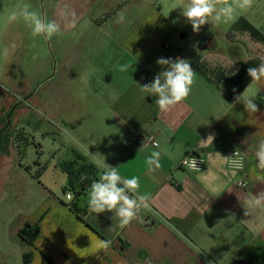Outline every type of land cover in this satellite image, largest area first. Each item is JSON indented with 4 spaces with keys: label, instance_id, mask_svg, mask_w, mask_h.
Segmentation results:
<instances>
[{
    "label": "crops",
    "instance_id": "crops-1",
    "mask_svg": "<svg viewBox=\"0 0 264 264\" xmlns=\"http://www.w3.org/2000/svg\"><path fill=\"white\" fill-rule=\"evenodd\" d=\"M183 3L108 0L89 3L80 18L64 1L63 31L72 44L67 55L74 58V41L91 34L96 49L82 53L110 63L91 77L98 90L91 104L99 110L86 120L91 148L72 155L91 164L96 178L93 156H103L126 178L138 176L151 210L142 209L121 228L114 213L88 211V190L77 198L62 197L66 174L59 184L45 181L47 166L43 171L40 166L37 190L23 196L25 208L9 228L16 260L3 253L2 264H264V205L244 206L264 194V168L255 155L264 141V78L252 82L248 75L250 67L264 63V0H254L250 9L237 8L234 19L205 24L198 33L182 15ZM131 9L138 16H127ZM119 12L123 23L117 22ZM108 25L118 33L108 35ZM162 57L186 59L196 73L187 99L167 111L158 108L156 96L140 92L164 70L156 63ZM122 65L131 67L120 71ZM88 82L83 77L85 88ZM246 89L257 112L236 102ZM149 135L154 141L146 144ZM209 135L213 141L204 142ZM227 148L242 152L243 174L226 166ZM153 151L161 153V166L149 171L146 158ZM190 153L204 156L201 171L178 167ZM240 178L246 182L243 189L237 186ZM26 226L36 231L32 243L18 235Z\"/></svg>",
    "mask_w": 264,
    "mask_h": 264
},
{
    "label": "rangeland",
    "instance_id": "rangeland-1",
    "mask_svg": "<svg viewBox=\"0 0 264 264\" xmlns=\"http://www.w3.org/2000/svg\"><path fill=\"white\" fill-rule=\"evenodd\" d=\"M64 1L0 0V264L3 253L16 260L15 239L9 237V228L25 208L23 196L38 188L34 181L38 169L47 166L44 180L59 184L65 177L59 163L71 158L72 151L82 152L89 146L91 132L86 120L99 112L97 105L91 104L98 91L91 77L99 66L110 63L82 53L96 49L91 34L74 41V58L67 55L72 44L63 31ZM66 1L68 12L81 18L89 3L108 0H86L84 7L83 0ZM24 3H30L46 19L55 20L60 32L51 40L34 37L23 19L12 20V14ZM138 13L131 9L127 16ZM104 31L111 36L118 33L109 25ZM5 48L7 56L3 55ZM72 60L75 67L71 69ZM83 77L89 81L88 88L81 83ZM66 187L60 186V195L74 196Z\"/></svg>",
    "mask_w": 264,
    "mask_h": 264
},
{
    "label": "clouds",
    "instance_id": "clouds-1",
    "mask_svg": "<svg viewBox=\"0 0 264 264\" xmlns=\"http://www.w3.org/2000/svg\"><path fill=\"white\" fill-rule=\"evenodd\" d=\"M254 0H184L181 6L182 15L191 24L193 32H199L205 24H215L220 21H227L235 18L237 8L250 9ZM23 19L31 28L32 35L44 36L51 40L54 35L60 32V25L55 20H48L38 11L34 10L30 3H24L11 16L12 20ZM125 15L123 12L117 13V22L123 23ZM14 47V46H13ZM3 55H8V49L3 50ZM156 63L164 68L159 72L153 82L140 86V92L147 96H156L155 103L161 111H167L182 101L186 100L191 93L192 85L195 83L196 73L192 69L188 60L177 57L159 58ZM131 65H122L120 71H127ZM248 75L252 82L260 81L264 78V63L259 67H250ZM247 89L242 95L236 97L237 103H243L245 111L257 112L259 109L254 102L253 97H245ZM214 137L209 135L208 141H213ZM158 147V145H157ZM258 166L264 168V141L259 142L256 152ZM101 156V155H100ZM159 151H153L146 158V165L149 171H155L160 168ZM96 159L93 156L98 172V179L91 182L87 192L88 211L90 213L100 214L106 211L115 214L119 220L121 228L129 225L137 218L142 209L151 210L150 196L141 193L138 176L126 178L120 174L118 167H112L105 163V158ZM196 161L195 158H192ZM87 176H82L81 180H86ZM71 199V194L69 196ZM264 205V194H259L244 205L248 210L254 206ZM247 215V212H246ZM108 246L109 242H104ZM145 264H151L146 260Z\"/></svg>",
    "mask_w": 264,
    "mask_h": 264
},
{
    "label": "trees",
    "instance_id": "trees-1",
    "mask_svg": "<svg viewBox=\"0 0 264 264\" xmlns=\"http://www.w3.org/2000/svg\"><path fill=\"white\" fill-rule=\"evenodd\" d=\"M60 170L67 176L66 190L71 191L75 198L89 189L90 184L96 178L95 169L91 164L84 163L83 157L74 153L71 158L59 163ZM45 166L40 168L41 171ZM82 176H87L86 180H81ZM29 226L22 228L18 235L27 243H32L36 236V231H30Z\"/></svg>",
    "mask_w": 264,
    "mask_h": 264
},
{
    "label": "built area",
    "instance_id": "built-area-1",
    "mask_svg": "<svg viewBox=\"0 0 264 264\" xmlns=\"http://www.w3.org/2000/svg\"><path fill=\"white\" fill-rule=\"evenodd\" d=\"M154 141V136L149 135L148 138H146V144H151ZM225 155H226V166L234 170L240 174L244 173V156L242 152H240L238 149L235 148H227L225 150ZM195 158L196 161H193L192 158ZM205 165V158L203 155H200L198 153H190L187 156L183 157L179 163L178 167L180 169L189 171V172H199L204 168ZM237 186L240 188H245L246 187V182L244 178H240L237 181ZM69 194H66L65 197L69 199ZM232 264H239L237 262H233Z\"/></svg>",
    "mask_w": 264,
    "mask_h": 264
}]
</instances>
